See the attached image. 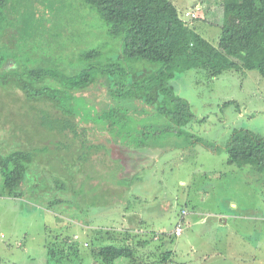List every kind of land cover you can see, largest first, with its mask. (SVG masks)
I'll return each instance as SVG.
<instances>
[{
  "label": "rangeland",
  "instance_id": "obj_1",
  "mask_svg": "<svg viewBox=\"0 0 264 264\" xmlns=\"http://www.w3.org/2000/svg\"><path fill=\"white\" fill-rule=\"evenodd\" d=\"M171 1L188 32L178 47L180 55L163 73L144 74L135 89L153 90L167 83L175 96L189 102L195 119L179 134L175 121L159 105L136 102L130 115L132 130L138 131L137 139L147 138L153 151L125 154L114 148L104 151L106 156L96 152L85 164L79 144L68 145L52 135L48 139L46 132L37 137V113L25 94L16 84L0 85L2 151L14 140L31 147L38 139L39 147H50L39 154L41 168L27 181V195L0 197L1 264H108L96 250L127 241L148 245L136 247V262L123 258L110 264H164L169 251L173 254L166 264H264V171L230 164L225 149L236 130L264 137V77L256 70H230L210 78L199 61L218 47L224 23L221 0ZM83 3L0 0V60L27 64L32 59L37 66L48 64L69 75L81 71L80 56L91 49L101 50V64L120 62L121 41L111 38L99 15ZM189 41L194 49L187 47ZM143 67L156 69L150 64ZM109 81L116 86L123 80L117 74L99 81L71 107L91 117L105 111L113 93ZM229 102L233 104L225 107ZM125 131L133 133L130 127ZM98 138L106 141L101 133ZM83 149L87 154V147ZM150 153L154 156L148 159ZM135 174L138 181L132 182ZM129 178L136 184L133 190L121 182ZM134 195L143 200L142 219L135 216L133 229L120 236L119 226L126 224L123 214L136 206L130 200ZM224 216L227 222L222 221ZM142 220L145 233H134L142 229L138 224ZM179 224L181 236L175 234ZM149 245L163 247L149 253Z\"/></svg>",
  "mask_w": 264,
  "mask_h": 264
},
{
  "label": "trees",
  "instance_id": "obj_2",
  "mask_svg": "<svg viewBox=\"0 0 264 264\" xmlns=\"http://www.w3.org/2000/svg\"><path fill=\"white\" fill-rule=\"evenodd\" d=\"M83 1L84 5L99 15L110 37L116 39L115 41H121L120 62L101 64L99 63L102 57L101 50L91 49L80 56L79 61L81 60L80 64L83 65L81 71L69 75L58 68L47 66L48 64L37 66V62L32 59L28 60L27 64H20L14 60H0V85L16 84L25 94L31 109L37 113L35 117L37 137L38 134L46 132L48 139L52 135L53 138L61 137L68 145L79 144L80 156L82 157L83 153L86 155L85 164H90V159L96 155V152L102 151L104 155V151L114 148L117 151L119 148L125 154L126 152L137 154L141 150L153 149L148 145L147 138L137 139L135 136L139 135L138 131L134 133V129L132 130L130 115L135 109L133 105L136 102L148 106L159 105L161 111H166L168 117L175 121V125L180 129L179 134L183 133L182 129L195 119L188 101L175 96L173 89L167 83L153 90L138 92L135 89L137 81L144 78V74L163 73L166 67L180 55L181 49L178 47H181L188 32L173 2L171 0ZM220 5L224 13L222 14L224 23L221 27L218 47L212 49V54L205 60L199 61L202 63V68L210 78L221 76L230 70L238 72L256 70L264 77V0H221ZM1 6L3 7L2 2ZM6 6L8 7V3L4 8ZM197 19L199 18L194 20ZM187 47L195 48L194 43L190 41ZM147 64L156 69L149 70L143 67ZM133 68L137 70H134L132 75ZM117 74L123 81L116 86L112 81L108 82V87L113 93L109 94L110 99L106 103L105 111L91 117L71 107L72 103H76L84 96L81 95L83 92L99 81H106L116 77ZM130 92L133 95L128 97ZM161 97L164 98L163 101H159ZM165 100L168 103H165ZM232 104L233 102H229L224 106ZM172 107L175 109L168 110ZM129 127L133 133L125 131L129 130ZM98 133L106 138L104 143L101 139H97ZM123 134L128 136L123 139ZM14 141H11L4 151H2L4 146L0 148V197L22 199L27 195L24 193L29 187L27 181L32 180L34 173L41 168L39 154H43L50 147L49 145L39 147L38 139L31 147L24 146L23 141ZM198 141L203 145L200 140ZM61 143L56 145L57 149H60ZM84 147H87V154ZM103 148L106 150H102ZM225 149L230 164H249L264 171V137L261 135L250 130H236ZM137 150L139 151L136 152ZM63 178L66 179L65 176ZM131 179L121 180L127 185V189L131 188ZM65 183L66 181H63L60 189H64ZM68 184L71 188L74 187L70 182ZM139 245L141 247L142 243ZM138 246H133L128 241L124 246L109 244L98 248L95 254L108 264L123 258L136 262L135 253ZM170 257L171 252L165 255L162 262L167 263Z\"/></svg>",
  "mask_w": 264,
  "mask_h": 264
},
{
  "label": "crops",
  "instance_id": "obj_3",
  "mask_svg": "<svg viewBox=\"0 0 264 264\" xmlns=\"http://www.w3.org/2000/svg\"><path fill=\"white\" fill-rule=\"evenodd\" d=\"M208 13V12H207ZM149 151H153V149H151V150H149ZM151 156H154L153 155V153H150L149 155H148V159L151 157ZM141 169H142V167H141ZM144 170V169H143ZM143 170H141V171H139V172H142ZM140 174V173H139ZM136 178L135 179H133V181L132 182H137L138 181V174H135L134 175ZM132 182H131V187H132V190L134 189V187L136 186V184L135 183H133L132 184ZM134 185V186H133ZM121 187H123V186H121ZM120 188V187H119ZM130 192H132L131 190H130ZM130 200H131V202L132 203H134L136 206H134V210H132V212H130V213H128V214H123V216H122V220L123 221H125L126 222V224H122L121 226H119V227H121L120 228V230L118 229V231H117V233H119L120 234V236H123V231H129V229H133V228H130V227H132V225L134 224L133 223V220H134V222H135V220H137L136 218H135V216H137L138 218H139V220L140 219H142V218H140V215H142V209H140L141 207V205L143 204V200H142V198H141V196H131L130 197ZM131 215V216H130ZM131 218V219H130ZM222 221H225V222H227V220H226V218H225V216L223 217V219H222ZM144 221L142 220V221H140V222H138V224H139V226L141 225L142 226V229H139V230H135V232L133 231V230H131V231H133L134 233H136V231H139L140 232V234H144L143 233V230H145V229H143V225H142V223H143ZM227 224V223H226ZM129 227V228H128ZM127 233V232H126ZM138 233V232H137ZM139 234V233H138ZM182 234H183V232H182ZM181 234V235H182ZM128 235H131L130 234V232H128ZM180 235V236H181ZM154 238H155V236H154ZM156 239V238H155ZM159 240V239H158ZM129 242V241H128ZM126 243V242H125ZM124 243V244H125ZM130 243V242H129ZM141 243H145V244H142V247H145L146 245H148L147 243V241H143V242H141ZM145 245V246H144ZM149 248H150V251H147V252H151V253H154L153 252V249L154 250H157L158 249V251H160L161 249L160 248H162L163 247V245L162 246H158V247H156V248H151V245H149L148 246ZM170 252V251H169ZM169 252H167V253H169ZM167 253H164V257H165V254H167ZM155 254H157V253H155ZM172 252H171V256H172ZM171 258V257H170ZM169 258V259H170ZM164 264H166V263H164Z\"/></svg>",
  "mask_w": 264,
  "mask_h": 264
},
{
  "label": "built area",
  "instance_id": "obj_4",
  "mask_svg": "<svg viewBox=\"0 0 264 264\" xmlns=\"http://www.w3.org/2000/svg\"><path fill=\"white\" fill-rule=\"evenodd\" d=\"M197 11H199V10H197ZM187 16H191L192 19H196V18H198L197 15H196V13H192V14H189V13H188ZM182 232H183V230H182V228H181V225L179 224V225L176 227L175 234H176L177 236H180V235L182 234Z\"/></svg>",
  "mask_w": 264,
  "mask_h": 264
}]
</instances>
